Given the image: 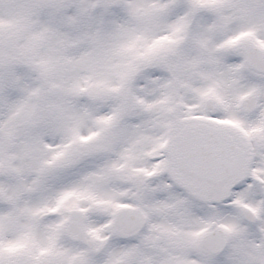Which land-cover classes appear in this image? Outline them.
Masks as SVG:
<instances>
[{
	"label": "snow or ice",
	"instance_id": "obj_1",
	"mask_svg": "<svg viewBox=\"0 0 264 264\" xmlns=\"http://www.w3.org/2000/svg\"><path fill=\"white\" fill-rule=\"evenodd\" d=\"M0 264H264V0H0Z\"/></svg>",
	"mask_w": 264,
	"mask_h": 264
}]
</instances>
